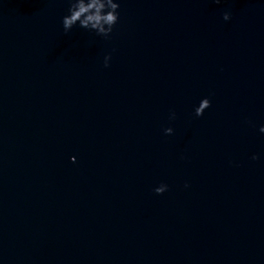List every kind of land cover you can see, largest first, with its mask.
<instances>
[{
  "label": "water",
  "instance_id": "obj_1",
  "mask_svg": "<svg viewBox=\"0 0 264 264\" xmlns=\"http://www.w3.org/2000/svg\"><path fill=\"white\" fill-rule=\"evenodd\" d=\"M67 2L0 0V264H264V0Z\"/></svg>",
  "mask_w": 264,
  "mask_h": 264
},
{
  "label": "clouds",
  "instance_id": "obj_2",
  "mask_svg": "<svg viewBox=\"0 0 264 264\" xmlns=\"http://www.w3.org/2000/svg\"><path fill=\"white\" fill-rule=\"evenodd\" d=\"M218 3L219 0H214ZM118 0H68L66 13L60 19V25L63 32H69L74 26L85 31L94 33L97 36L108 37L112 32L114 24L118 20ZM221 19L227 21L229 13L223 12ZM109 54L103 57V66L107 67L109 63ZM209 99L203 97L199 99L198 103L193 107V114L199 117L203 111L209 107ZM175 113H169V120L174 119ZM173 129L165 127L163 133L170 135ZM259 133L264 134V124L258 128ZM257 157L252 155L251 159L255 160ZM75 157L69 156V162H74ZM187 187V184L184 185ZM167 185L160 183L153 188V192L157 195L165 192Z\"/></svg>",
  "mask_w": 264,
  "mask_h": 264
}]
</instances>
